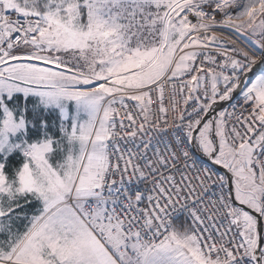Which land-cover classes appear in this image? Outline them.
<instances>
[{"label":"snow or ice","instance_id":"6c2138e0","mask_svg":"<svg viewBox=\"0 0 264 264\" xmlns=\"http://www.w3.org/2000/svg\"><path fill=\"white\" fill-rule=\"evenodd\" d=\"M0 264H264V0H0Z\"/></svg>","mask_w":264,"mask_h":264}]
</instances>
